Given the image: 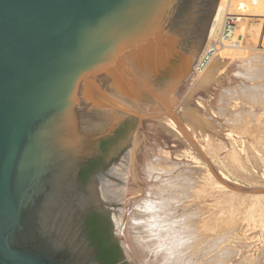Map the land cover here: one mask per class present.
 I'll list each match as a JSON object with an SVG mask.
<instances>
[{
	"label": "water",
	"instance_id": "water-1",
	"mask_svg": "<svg viewBox=\"0 0 264 264\" xmlns=\"http://www.w3.org/2000/svg\"><path fill=\"white\" fill-rule=\"evenodd\" d=\"M218 1L0 0V264H91L80 175Z\"/></svg>",
	"mask_w": 264,
	"mask_h": 264
},
{
	"label": "rangeland",
	"instance_id": "rangeland-1",
	"mask_svg": "<svg viewBox=\"0 0 264 264\" xmlns=\"http://www.w3.org/2000/svg\"><path fill=\"white\" fill-rule=\"evenodd\" d=\"M228 10L229 7L226 11L228 12ZM227 17L229 20L226 22L222 19L223 21L218 27L220 31H217L216 36L214 34V40H211L210 50L213 48L211 51H216V53L207 66L202 81L200 80L198 91L192 99L188 98V91L181 98L182 100L185 97L184 100L191 101V103L185 104L184 100L180 101L179 99V103L174 108L175 91H173L172 85H176L182 79L183 83L189 75L179 79L182 72L186 70L187 60L192 53L193 44H189L190 46L185 44L184 55H175V61L169 62L166 70L160 71L161 74L154 76L150 81L153 92L144 89L143 84L137 86L140 89H138L140 93L137 90L138 102L149 109L138 106L141 112H135V114L141 116V123L136 115L123 113L126 117L122 123L125 125L123 131L118 139L108 145L111 148L96 171L97 174L106 168L114 155L126 144H129L132 138L137 136L140 126L146 123L147 132H145L144 139L140 140L136 146L137 151L142 153L144 150L143 155L145 156L138 152L139 163H135L131 167L128 178L130 183L128 179V183L126 181L121 183L127 191L119 205L121 204L120 208H123L125 217H128L131 207H134L132 210L134 221L144 220L143 216L138 217L140 211L136 210L135 203L146 196L145 191L150 187L155 189L157 184H160L157 190L166 191L162 186L165 182L166 189L169 187L172 190L173 187L174 193L172 192V194L174 195L172 196L175 198H172L175 205L171 199L173 209L182 208L181 211L177 210L175 214L172 213L171 217L172 221L179 218L177 225H173V223L172 225L177 229L181 228V232L177 231L180 233L175 235V238L169 234L173 240L166 234L163 235L164 239L168 236L170 238L168 237L165 241L162 237L160 238L164 242L168 240V243L166 242L169 244L168 247L166 243V246L162 247L161 245L164 243L162 241L161 243L160 240L156 241L155 247L158 248L156 251L159 250L157 255L153 252L155 247L148 245L150 243L147 242H152V239H147L148 235L143 233L144 229L141 228L140 223L129 225L130 228L134 227L129 231L131 234H128L129 240L132 239L131 246L134 245L130 249L125 246L124 238L121 236L120 238L117 234L112 218L113 229L116 233L115 239L120 244L123 259L128 264H264V9L257 15L247 12H231ZM224 43L227 47L223 48ZM211 46L213 47L211 48ZM194 63L193 68L191 66L193 71L196 66V62ZM161 64L155 67H160ZM190 71L193 73L192 70ZM134 83L136 86V82ZM154 93L161 97H154ZM134 99L136 101V96ZM161 105L164 109L160 107ZM146 119L153 123L152 125L157 122H160L161 125L159 123V127L157 124L154 125L157 128L154 126L149 128L150 122H147ZM163 122L165 126L162 125ZM159 135L163 136L161 137L164 141ZM153 138L154 140H152ZM163 142L166 145L162 144ZM150 143L153 146L156 143L155 147H151ZM159 145L163 146L162 149ZM175 146H180V150ZM146 153L155 156L150 159ZM140 155L144 160L148 158L149 164L152 163L151 169H148L147 165L143 166L144 160L140 158ZM163 158L167 159V162ZM167 164L169 165L166 166ZM171 165L174 168L178 165L179 167L175 168L174 172ZM165 167L172 172L166 171ZM136 168H139L140 171ZM159 169L168 174H164ZM147 171H152L153 175ZM154 172L158 174L156 173V175ZM183 174L186 176L190 174V176L187 177L188 179L185 178V175L182 178ZM160 175L166 177L162 180L163 177L161 178ZM168 175H172V177L170 176L169 179ZM169 180L171 183H168ZM183 180L185 186L192 185V187L187 185L191 191L181 187L184 183ZM185 180L193 182L190 184ZM154 182L157 184L155 183V185ZM175 182L179 183V186ZM145 183H148L147 186ZM140 184L146 186L145 189ZM135 188L138 190L136 191ZM129 189L132 191L129 192ZM177 193L183 200L179 199ZM186 193H189V198ZM172 206L167 211L172 212ZM136 233H140V235ZM142 236L146 238L142 239L143 242L140 239ZM134 247L138 251L134 250ZM139 253L144 254L147 260H141L143 255L139 257Z\"/></svg>",
	"mask_w": 264,
	"mask_h": 264
},
{
	"label": "bare ground",
	"instance_id": "bare-ground-1",
	"mask_svg": "<svg viewBox=\"0 0 264 264\" xmlns=\"http://www.w3.org/2000/svg\"><path fill=\"white\" fill-rule=\"evenodd\" d=\"M229 7V10H228V12L226 11L227 10V8ZM263 9H264V0H219L218 1V3H217V5H216V7H215V11H214V13H213V15H212V17L210 18V20H209V27H208V30H207V37H206V39H205V41L203 42L202 41V36H201V31L199 30V36H198V38H197V40L194 42V44H193V47H192V53L189 55V58H188V62H187V66H186V70H184L183 72H182V74H181V76H180V78L179 79H181V78H183V77H185V76H187L188 74V78H187V80H185L183 83H182V80L181 81H179V83H177L176 85H172L173 87H172V89H173V91H175L174 92V108H175V106H177V104L179 103L178 101H179V99H180V101H182V100H184V98L181 100V98H182V96H183V94L184 93H186V91H188V93H187V96H188V98L189 99H192L193 98V96H194V94L198 91V86H199V84H200V80L202 81V77H203V75L205 74L204 72L206 71V68H207V66L209 65V63H210V61L213 59V57L215 56V53H216V51H211L213 48V46H211V50H210V45H211V40H214L213 39V37H214V34L215 33H217V31H220V29H218V27H219V25L221 24V21H223V20H226V22H227V20H229L228 19V17L227 16H229V13H231V12H247L248 14H251V13H255L256 15H257V13L259 14V13H262V11H263ZM223 14V15H222ZM261 15V14H260ZM200 17V16H199ZM232 18V17H231ZM231 18H230V20H231ZM223 19V20H222ZM204 20H205V18L203 17V18H199L198 19V25L201 27L202 25H203V23H204ZM212 21V22H211ZM210 23H211V27H210ZM228 24V23H227ZM222 27V26H221ZM210 29V30H209ZM222 30V29H221ZM219 35V34H218ZM215 36H216V34H215ZM219 37H220V35H219ZM225 44V43H224ZM192 45V44H191ZM213 45V44H212ZM224 47H227L226 46V44L223 46V48ZM214 48H216L215 46H214ZM217 50V49H216ZM196 60V61H195ZM194 62H196V66H195V69H194V71H193V69H191V66H192V68H193V64H195ZM191 64V65H190ZM190 70H192L193 71V73H190L191 71ZM153 75V74H152ZM151 80H153V78H152V76H148V77H145L144 78V84H143V88L144 89H148V90H150L151 92H153V86H152V84L150 83V81ZM180 83H182L181 85H180ZM180 85V86H179ZM177 86H179L178 88H177ZM170 88V87H169ZM139 88H137V86H135V83L133 84V83H131L130 85H128L127 87H126V104H121V107L126 111V113H129V114H134V115H136L138 118H139V120H140V123L142 122V118H141V116L140 115H137V114H135V112L136 113H140L141 112V109L140 108H138V106H142V108L144 107H146V106H144V105H142L141 103H139L138 102V93H140V89L138 90ZM137 90H138V93H137ZM149 91V92H150ZM168 91V90H167ZM164 92V91H163ZM136 93H137V95H136ZM134 96H136V101H135V99H134ZM186 96V97H187ZM154 97H156V98H158L159 97V94H155L154 93ZM161 97V96H160ZM159 97V98H160ZM199 98V97H198ZM162 99V98H161ZM186 99V98H185ZM158 101H159V99H158ZM168 101V100H167ZM185 101V102H184ZM183 101V103H185V104H190L191 103V101H186V100H184ZM161 103H162V101H161ZM192 103H193V101H192ZM137 104V105H136ZM163 104V103H162ZM182 104V103H181ZM193 105V104H192ZM191 106V105H190ZM160 107H162V105L160 106ZM160 107H159V109H160ZM147 108V107H146ZM163 108V107H162ZM171 108H173V107H171ZM179 108H181L180 106H179ZM147 109H149V108H147ZM164 109V108H163ZM190 109V108H189ZM167 110V109H166ZM169 110V109H168ZM132 111V112H131ZM165 111V110H164ZM134 112V113H133ZM169 117V116H168ZM151 118H153V117H151ZM154 118H156V117H154ZM157 118H159L158 116H157ZM149 119V118H148ZM148 119H146V121L147 122H150ZM145 121V122H146ZM160 121V120H159ZM162 121V120H161ZM174 122V124H175V120L173 121ZM159 123L160 122H157V124H158V127H159ZM149 124V123H148ZM147 124V125H148ZM153 123H151L150 122V125H148L149 126V128H151V127H153L154 125H157V124H154V125H152ZM165 123L163 122V124L162 125H164ZM160 125H161V123H160ZM146 123H144L143 125H141L140 126V128H139V131L137 132V136L135 137V138H132V140L130 141V143L129 144H126L118 153H116L115 155H114V157L112 158V160L109 162V164L106 166V168H104L102 171H100L99 173H97L94 177H93V181H92V186H91V188H90V191H89V194L87 195V196H85V198L84 199H82V204L83 205H97L98 207H101V208H103V209H105L109 214H110V216H112V218H113V220H114V222H115V225H116V232H117V234L119 235V237L121 236L122 238H124V241H125V246H127L128 248H130V249H132V246H134V245H132L131 246V240H129L130 239V237H128V234H131L129 231H130V229H132V228H134V227H132V228H130L129 227V225L130 224H141V228H143L144 230V232L143 233H146L147 235H144V236H147V239L148 238H150V239H152V242H147V243H150V244H148L149 246H151V247H155L156 246V243L160 240V242L162 241L160 238L162 237L163 239H164V236H165V234H166V236L167 235H171L173 238H175L176 236L175 235H178V233H180L181 231H180V229H177V227L176 226H173L174 224H176L177 225V221H179L178 219V216H177V218L178 219H174V220H176V221H172V213H174L175 214V212H177V210H180L181 211V209H177V210H174L173 208V206H172V204L173 205H175V202H174V200L172 199V198H174L172 195H174V194H172V190H173V187H172V190H170V188L168 187V189H166L165 188V182L163 183V187H164V189L166 190V191H160V190H157V187H159V185L160 184H157L156 182H158V181H156V182H154V184L156 183L158 186L154 189V188H151L150 186V188L147 190V191H145L147 194H146V196L145 197H142V198H140V199H142V200H140L139 202H137V203H135V206H137V208H136V210H139L140 211V214H138L139 216L138 217H141V216H143V218H144V220H140V221H134L135 220V218H134V212L132 211L133 210V208L131 207V211H130V213H129V215H127L128 217H125L124 216V211H123V208H120V205H119V202H121V200L124 198L123 196L125 195V193H126V187H123L122 185H121V183H123V182H127V179L129 178V174H130V170H131V167H133L134 165H135V163H139V160H138V157H139V153H141V152H139V150L137 151V149L138 148H136V146L138 145V143L140 142V140H143L144 139V136H145V132H147L146 131ZM165 126V125H164ZM154 127H156V126H154ZM161 127H163V126H161ZM157 128V127H156ZM166 128V127H165ZM161 130V129H160ZM149 131V130H148ZM159 132V131H158ZM148 134V133H147ZM162 134V133H161ZM168 134V133H167ZM169 135V134H168ZM160 137L162 136V135H159ZM146 137H147V135H146ZM155 137V136H154ZM158 137V136H157ZM163 137V136H162ZM161 137V138H162ZM150 138V137H149ZM151 138H152V136H151ZM168 138V137H167ZM176 138V137H175ZM160 139V138H159ZM165 139H166V137H165ZM168 139H170V138H168ZM177 139V138H176ZM147 140H148V138H147ZM147 140H145V141H147ZM152 140H154V138L152 139ZM161 140H163V138L161 139ZM171 140V139H170ZM164 141V140H163ZM167 141V140H166ZM165 141V142H166ZM179 141V140H178ZM151 142V141H150ZM171 143L173 142V141H170ZM169 142V143H170ZM146 144H148V142H145ZM175 143V142H174ZM156 144V143H155ZM155 144H154V146L150 143V145H152L151 147H155ZM158 144V143H157ZM162 144H165L164 142L162 143ZM161 144V145H162ZM142 145H144V144H142ZM161 145H159L160 146V148L161 147H163V146H161ZM166 145V144H165ZM164 145V146H165ZM176 145V144H175ZM145 146V145H144ZM169 146V145H168ZM147 147V146H146ZM145 147V148H146ZM150 147V146H149ZM148 147V148H149ZM176 147V146H175ZM174 147V148H175ZM144 148V147H143ZM142 148V149H143ZM148 148H146V149H148ZM165 148V147H164ZM167 148V147H166ZM165 148V149H166ZM169 148V147H168ZM177 149L179 148V150H180V146L178 147H176ZM162 149V148H161ZM157 150V149H156ZM164 150V149H163ZM166 151H168V150H166ZM170 151V150H169ZM175 151V150H174ZM177 151V150H176ZM139 152V153H138ZM147 152H148V150H147ZM153 152V151H152ZM161 152V151H160ZM173 152V151H172ZM143 153H145L144 152V150L142 151V153H141V155H143ZM150 153V152H149ZM155 153V152H154ZM162 153H163V151H162ZM176 153V152H175ZM147 154V153H146ZM155 154H157V152L155 153ZM159 154V153H158ZM157 154V155H158ZM163 154H165V153H163ZM140 155V158L142 159V160H144V158H143V156H145V155H143V156H141ZM148 155V154H147ZM162 155V154H161ZM150 156V157H149ZM152 156H155L154 154L152 155ZM152 156L149 154L148 155V157L151 159L152 158ZM160 156V155H159ZM158 156V157H159ZM167 157H169V156H167ZM140 159V160H141ZM148 159V158H147ZM144 160L143 161V166L144 165H147L146 167L149 169H151L152 167H151V165H152V163L150 162V164H149V160ZM153 159V158H152ZM158 159V158H157ZM162 159V158H161ZM163 159H165V158H163ZM138 160V161H137ZM141 160V161H142ZM166 160V162H167V159H165ZM164 160V161H165ZM168 160H169V158H168ZM160 161V160H159ZM159 161H158V163H159ZM157 162V161H156ZM169 162V161H168ZM172 162H175V161H172ZM162 163H164L163 161H162ZM182 163V162H181ZM134 164V165H133ZM169 164H171V163H169ZM169 164H167L166 166H168ZM192 164V163H191ZM156 165V164H155ZM159 165V164H158ZM180 165V164H179ZM179 165L177 166V167H179ZM139 166V165H138ZM142 166V167H143ZM172 166V165H171ZM171 166H169V167H171ZM174 166H175V164H174ZM174 166H172L171 167V169L174 171V169L175 168H177V167H175L174 168ZM142 167H140V168H142ZM156 167V166H155ZM159 168H161L162 169V167H159ZM137 169V168H136ZM139 169V168H138ZM137 169V170H138ZM157 169V168H156ZM161 169H159V171H163V170H161ZM165 169H166V171H168L167 169L168 168H166L165 167ZM164 169V170H165ZM170 169V168H169ZM170 169V170H171ZM154 170V169H153ZM185 170V169H184ZM183 170V171H184ZM138 171H140V170H138ZM155 171V170H154ZM159 171H157L158 173H159ZM181 171V170H180ZM137 172V171H136ZM152 172V171H151ZM150 171H147V173H151ZM156 172V173H157ZM168 172H172V171H168ZM175 172V171H174ZM187 172V171H186ZM155 173V172H154ZM155 173V174H156ZM157 173V174H158ZM163 173H164V171H163ZM181 173V172H180ZM192 173V172H191ZM138 174V173H137ZM139 174H142L141 172H139ZM152 174V173H151ZM156 174V175H157ZM164 174H168L167 172L166 173H164ZM178 174V173H177ZM153 175V174H152ZM175 175H176V173H175ZM186 176V174H183V176H182V178L183 177H185ZM192 175V174H191ZM142 176V175H141ZM147 176V175H146ZM164 175H162V177H163ZM169 176V175H168ZM171 177H172V175H170ZM169 176V179L171 178ZM188 176H190V174L188 175ZM188 176H186L185 178H187ZM143 177V176H142ZM155 177V176H154ZM153 177V178H154ZM160 177H161V175H160ZM160 177H159V179H160ZM161 177V178H162ZM166 177V176H165ZM165 177H163L162 178V180L165 178ZM174 177V176H173ZM176 177H178V176H176ZM179 177H181V176H179ZM140 178V177H139ZM148 179H150L149 177H147ZM189 178V177H188ZM187 178V179H188ZM141 179V178H140ZM143 180H144V178H142ZM141 179V180H142ZM167 179V178H166ZM177 179V178H176ZM191 179V178H190ZM129 180V179H128ZM157 180H158V178H157ZM171 180H174V179H171ZM193 180V179H192ZM147 181H149V180H147ZM161 181V180H160ZM186 181V183H192L193 181H190V180H185ZM207 181H208V179H207ZM150 182V181H149ZM171 183V181L169 180L168 181V183ZM183 182H184V180H183ZM128 183V182H127ZM129 183H130V180H129ZM140 183V182H139ZM139 183H138V185H139ZM144 183V182H143ZM151 183V182H150ZM161 183V182H160ZM167 183V184H168ZM175 183H177V182H175ZM146 184V183H145ZM148 184V183H147ZM147 184H146V186H147ZM155 184V185H156ZM172 184H173V182H172ZM131 185H132V183H131ZM141 185V184H140ZM149 185H151V184H149ZM153 185V184H152ZM165 185V186H164ZM177 185L179 186V183H177ZM188 185V184H187ZM187 185L185 186V182L183 183V186H181L182 188H187ZM143 185H141V187H142ZM146 186H143V189H145L144 187H146ZM169 186V185H168ZM177 186V187H178ZM185 186V187H184ZM189 186V185H188ZM133 187V186H132ZM131 187V188H132ZM153 187H154V185H153ZM161 187V186H160ZM174 187H175V184H174ZM189 187H192V185L191 186H189ZM148 188V187H147ZM179 189H181L180 187H178ZM133 189H134V187H133ZM136 189V188H135ZM142 189V190H143ZM187 189H190V188H187ZM138 189H136V191H137ZM162 190V189H161ZM176 190V189H175ZM130 191H132V189H129V192ZM177 191V190H176ZM181 191H182V189H181ZM185 191V190H184ZM183 191V192H184ZM190 191H191V189H190ZM190 191H187V192H190ZM196 191V190H195ZM186 192V191H185ZM136 193V192H135ZM166 193V194H165ZM174 193V192H173ZM182 193V192H181ZM180 193V194H181ZM191 193V192H190ZM197 193V192H196ZM137 194V193H136ZM176 194V193H175ZM187 195V197H188V194L189 193H186ZM194 194V193H193ZM143 196H144V194H143ZM177 196H179L178 195V193H177ZM177 196H176V198H177ZM123 197V198H122ZM181 197V195L179 196V199H181V200H183V198H180ZM186 197V198H187ZM189 198V197H188ZM195 198V197H194ZM193 198V199H194ZM171 199H172V201H173V203H172V201H171ZM175 199V198H174ZM185 199V198H184ZM192 199V198H191ZM196 199V198H195ZM177 200V199H176ZM181 200H179V201H181ZM189 200V199H188ZM187 200V201H188ZM185 201V200H184ZM129 202V201H128ZM134 203V202H133ZM172 203V204H171ZM181 203V202H180ZM182 204V203H181ZM117 205H119V207H117ZM133 205V204H132ZM169 205H171L172 206V212H169V211H167V209L169 208V207H171V206H169ZM179 205V204H178ZM178 205H177V207H178ZM187 205V204H186ZM188 205H191V204H188ZM193 205V204H192ZM188 207V206H187ZM175 208H176V206H175ZM185 210V209H184ZM187 210V209H186ZM189 210V209H188ZM200 211V210H199ZM129 212V211H128ZM179 212V211H178ZM185 212V211H184ZM182 213H183V211H182ZM181 213V214H182ZM192 213V212H191ZM197 213V212H196ZM203 213V212H202ZM180 214V213H179ZM183 214H185L186 215V213H183ZM188 214H190V213H188ZM171 215V216H170ZM169 216V217H168ZM176 216V215H175ZM174 216V217H175ZM189 216V215H188ZM111 218V219H112ZM170 219V220H168V219ZM131 221H133L132 223H131ZM170 221V222H169ZM143 222V223H142ZM172 223H173V225H172ZM179 228V227H178ZM177 229V230H176ZM136 230V229H135ZM177 231H180V232H178L177 233ZM177 233V234H176ZM136 234H138V233H136ZM138 235H140V233L138 234ZM164 235V236H163ZM169 235V236H170ZM168 236V237H169ZM170 236V237H171ZM120 237V238H121ZM168 237H166L165 239H167ZM169 237V238H170ZM171 237V238H172ZM145 237H141L140 239H141V242H143L142 241V239H144ZM173 238L171 239V240H173ZM146 239V238H145ZM144 239V240H145ZM165 239H164V241H165ZM155 241V242H154ZM157 241V242H156ZM164 241H162L164 244H160L162 247H164L163 245H165V243L168 241H166V242H164ZM161 242V243H162ZM152 243V244H151ZM168 243V242H167ZM166 243V244H167ZM159 244V243H158ZM168 245L169 244H167V247H168ZM143 246V245H142ZM159 246V245H158ZM166 246V245H165ZM172 246V245H171ZM144 247V246H143ZM160 247V246H159ZM166 248V247H165ZM164 248V249H165ZM144 249V248H143ZM156 249H158L157 247H155V251L153 250V252L154 253H158L159 252V250H158V252L156 251ZM160 249H161V247H160ZM134 250H137L136 249V247H134ZM138 251V250H137ZM161 252V251H160ZM163 253V252H162ZM168 253V252H167ZM171 253V252H170ZM137 254H138V252H137ZM140 254V253H139ZM141 255H143V258L141 259V260H147V258L145 257V255L144 254H140L139 255V257H142ZM158 255V254H157ZM166 255V254H165ZM172 255V254H171ZM176 255V254H175ZM165 257V256H164ZM155 259V258H154ZM203 259V258H202ZM144 261V262H145ZM217 261V260H216ZM199 262V261H198ZM149 263V262H148ZM192 263V262H191ZM207 263V262H206Z\"/></svg>",
	"mask_w": 264,
	"mask_h": 264
},
{
	"label": "flooded vegetation",
	"instance_id": "flooded-vegetation-1",
	"mask_svg": "<svg viewBox=\"0 0 264 264\" xmlns=\"http://www.w3.org/2000/svg\"><path fill=\"white\" fill-rule=\"evenodd\" d=\"M124 126L123 124L120 125L112 137L104 140L107 144L105 147H101L100 155L84 168L81 175H86L85 180L80 175V179L84 184L90 183L95 176L104 156L111 148L108 145L119 138ZM111 218L107 211L97 209H89L85 215L83 237L88 242L87 253L90 254L91 264H128L123 259L121 246L115 239L116 233Z\"/></svg>",
	"mask_w": 264,
	"mask_h": 264
},
{
	"label": "trees",
	"instance_id": "trees-1",
	"mask_svg": "<svg viewBox=\"0 0 264 264\" xmlns=\"http://www.w3.org/2000/svg\"><path fill=\"white\" fill-rule=\"evenodd\" d=\"M106 144H107V142L106 141H103L101 147H105ZM85 176H86L85 174H82L81 175V178L85 180V178H86Z\"/></svg>",
	"mask_w": 264,
	"mask_h": 264
}]
</instances>
